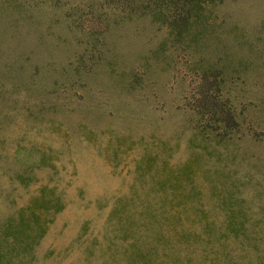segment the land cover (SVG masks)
Masks as SVG:
<instances>
[{"label":"rangeland","instance_id":"1","mask_svg":"<svg viewBox=\"0 0 264 264\" xmlns=\"http://www.w3.org/2000/svg\"><path fill=\"white\" fill-rule=\"evenodd\" d=\"M14 230L0 264H264V0H0Z\"/></svg>","mask_w":264,"mask_h":264},{"label":"trees","instance_id":"2","mask_svg":"<svg viewBox=\"0 0 264 264\" xmlns=\"http://www.w3.org/2000/svg\"><path fill=\"white\" fill-rule=\"evenodd\" d=\"M15 230H18V223L15 226ZM13 231L12 233H2L0 234V262H7L8 259L10 258L9 256V252L12 251V249L9 248H13V246H9V243H18V231ZM4 240L7 242V246L5 247V245H2V241L4 242Z\"/></svg>","mask_w":264,"mask_h":264}]
</instances>
